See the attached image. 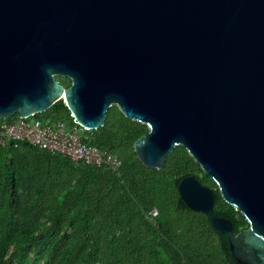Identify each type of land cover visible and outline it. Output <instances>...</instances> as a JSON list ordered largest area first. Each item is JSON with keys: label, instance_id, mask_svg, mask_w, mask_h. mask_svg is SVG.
<instances>
[{"label": "water", "instance_id": "95a60500", "mask_svg": "<svg viewBox=\"0 0 264 264\" xmlns=\"http://www.w3.org/2000/svg\"><path fill=\"white\" fill-rule=\"evenodd\" d=\"M58 100L87 130L112 105L145 124V167L184 147L247 226L195 174L181 199L238 264H264V0H0V120Z\"/></svg>", "mask_w": 264, "mask_h": 264}, {"label": "trees", "instance_id": "16d2710c", "mask_svg": "<svg viewBox=\"0 0 264 264\" xmlns=\"http://www.w3.org/2000/svg\"><path fill=\"white\" fill-rule=\"evenodd\" d=\"M36 116L72 121L62 100ZM147 130L112 105L104 125L87 131L90 144L121 160L117 171L0 142V264H238L225 235L181 199L179 181L195 174L211 187L214 212L234 233L247 221L184 147L162 168L145 167L133 142Z\"/></svg>", "mask_w": 264, "mask_h": 264}, {"label": "built area", "instance_id": "2783aa9c", "mask_svg": "<svg viewBox=\"0 0 264 264\" xmlns=\"http://www.w3.org/2000/svg\"><path fill=\"white\" fill-rule=\"evenodd\" d=\"M87 131L73 118L72 121L51 120L36 115L21 117L16 114L0 122V142L16 145L25 141L51 154L63 155L73 163L83 162L117 171L121 160L108 150L90 144ZM149 215L154 218L157 210L152 209Z\"/></svg>", "mask_w": 264, "mask_h": 264}, {"label": "flooded vegetation", "instance_id": "af4514ba", "mask_svg": "<svg viewBox=\"0 0 264 264\" xmlns=\"http://www.w3.org/2000/svg\"><path fill=\"white\" fill-rule=\"evenodd\" d=\"M65 81L67 82V84H66V82L64 83L65 85H68V81L65 79Z\"/></svg>", "mask_w": 264, "mask_h": 264}, {"label": "rangeland", "instance_id": "374dc122", "mask_svg": "<svg viewBox=\"0 0 264 264\" xmlns=\"http://www.w3.org/2000/svg\"><path fill=\"white\" fill-rule=\"evenodd\" d=\"M66 84H67V82H66Z\"/></svg>", "mask_w": 264, "mask_h": 264}]
</instances>
